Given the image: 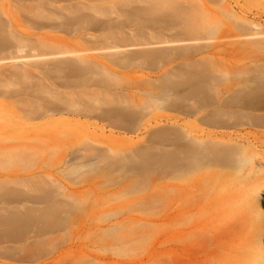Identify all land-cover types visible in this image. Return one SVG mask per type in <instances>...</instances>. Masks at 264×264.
I'll return each mask as SVG.
<instances>
[{
	"label": "rangeland",
	"instance_id": "374dc122",
	"mask_svg": "<svg viewBox=\"0 0 264 264\" xmlns=\"http://www.w3.org/2000/svg\"><path fill=\"white\" fill-rule=\"evenodd\" d=\"M165 5L175 6L197 20L208 19L211 6L209 0H0V23L5 38L0 57L9 58L10 55V59L0 62V116L20 123L5 126L0 122V140L35 144L33 152L32 149L24 150L25 154L19 151L22 160L23 154L29 153L24 162L18 157V151L10 152L14 153L10 155L11 163L8 156L0 157L8 160V163L0 160L3 162L0 179L15 173L55 175L65 186L64 195L81 201L80 211L68 215L65 223L57 228L58 232L55 231L57 234H52L56 236L53 242H49L52 236L45 239L29 233L23 236L25 242L28 240L26 243L16 245L21 250L0 253V264H49L54 263L52 260L58 255L66 260L54 264H87L85 259L91 256L108 258L111 264H175L176 249L186 245L191 246L193 255L203 246L209 254L208 264L246 262L243 251L250 234V217L243 196L246 178L232 183L224 172L221 174L216 169L214 180L197 183L194 177L190 183H180L168 173H156L141 191L126 194L121 188L131 178L118 179L121 173L116 174L119 177H112L114 181L97 171L90 174L91 171L81 170L83 172L78 174L64 175L69 174L72 160L80 154L79 147L87 144L84 137L88 133L98 135L94 148L103 151L108 136L130 139L135 141V146L146 147L152 145L149 138L152 130H178L184 132V139L177 141L171 137L158 147L173 150L177 144L187 145L192 138L211 139L214 136L257 152V160L264 159V129L246 126L231 130L210 129L200 121L187 120L163 110L151 112L140 122L141 130L130 135L122 131L120 134L119 130L98 120L100 108L133 111L120 101L131 94L130 86L144 82L156 84V78L164 71L180 68L190 59L217 52L215 57L223 64L248 62L250 55L232 52L236 45L225 48L220 45L245 39L181 41L186 38L180 33L183 23L165 18L162 15ZM257 5L256 9L245 10L264 13V0H259ZM213 6L211 9L217 14H221L220 6L240 12L236 0H216ZM256 16H260L258 19L264 24V15ZM216 45H220L221 50ZM199 47L202 49L198 50ZM185 50L190 53L182 56ZM156 52L163 54H157L156 59L148 58L149 55L156 57ZM32 55L34 57L23 59ZM95 73L110 74L126 83L127 89L118 88L110 93L112 96L109 94L111 97L108 95L113 104L95 101L94 105L98 106V111L92 114L95 117L70 114V110H65L66 102L73 100L82 109L86 97L80 95L84 91L100 93ZM132 93L138 94L137 90ZM36 99L39 103L35 115L28 116V105ZM189 184L195 185L192 189L195 197L193 195L191 201L185 193ZM198 188L202 191H197ZM25 207L36 209L30 204ZM0 208L12 211L17 205L1 203ZM19 210L17 213H23L24 209ZM261 212L264 213V209ZM122 219L128 221L124 222V238L110 246L99 242L102 229ZM184 233L187 237L179 241V234Z\"/></svg>",
	"mask_w": 264,
	"mask_h": 264
},
{
	"label": "bare ground",
	"instance_id": "6f19581e",
	"mask_svg": "<svg viewBox=\"0 0 264 264\" xmlns=\"http://www.w3.org/2000/svg\"><path fill=\"white\" fill-rule=\"evenodd\" d=\"M215 1L209 0L211 6L208 9V19L197 20L198 18L171 5L162 7V15L169 20H180L181 24L183 23L180 33L186 38L181 41H208L211 39L217 40V38L219 40L230 38L247 40L241 41L237 39L238 41H225L226 43L222 41L223 44L221 43L220 45L222 48L236 45L232 52L250 55L247 58L248 62L243 65L223 64L219 58L215 57L217 52H211L198 59H190L182 63V65L180 63V68L164 71L156 78V84L144 82L136 87L130 86L131 94L128 92L129 96L122 98L120 101L126 103L133 111L127 112L122 109H116V107L100 108L101 112L97 117L98 120L106 123L107 127L119 130V133L122 131V134L130 135L141 130L140 122L146 119L151 112L163 110L179 114L187 120L200 121L210 129L231 130L243 126L264 129V37L260 38V36L264 35V24L258 19L260 16L258 18L256 16L264 15V13L263 11L261 13H253L245 10L256 9L259 0H236L240 12L235 11L232 7L220 6L218 8L221 9V14H217L211 9V7L214 8ZM158 2H164V0H158ZM239 3L242 4L238 5ZM145 13L141 12V14ZM3 31L2 23H0V53L4 49L3 41L5 38L2 37ZM172 42L175 43L174 41ZM220 45H216V48H219ZM239 45H246V47L240 48ZM199 48L198 50L202 49L201 47ZM109 49L111 50L112 48ZM189 50H185V52L188 51L187 53L183 52L180 54L182 56L183 54L189 55ZM219 50L221 49L219 48ZM157 54L162 55L163 53L156 52V57H149V55L148 58L156 59ZM32 57L34 56H24L23 59ZM5 59H10V55L9 58L6 56L0 57V62ZM19 59L21 57H18ZM95 74L97 76L96 85L100 93L93 91L87 93V90L84 91L80 95V97L82 95H84L82 97H86V102L82 109L78 108L77 102L73 100L65 101V110H70V114L83 118L95 117L92 115L95 111H98V106L94 105L95 101L102 104H113L114 101L109 98L113 94L112 91L114 90L115 93L118 88L127 89L126 83H123L120 79L110 77V74ZM37 90L39 89L37 88ZM134 90H137L138 94L132 93ZM41 92L39 91V93ZM38 103L39 101L36 99L28 105V116L34 114ZM36 111L38 112L37 109ZM0 122L5 126L9 123H14L13 125L16 126L20 124L16 120L13 122L1 116ZM60 122L64 121L61 120ZM103 135L105 136V134ZM149 135H151L149 138L152 145L146 147L135 146V141L132 142L130 139L120 140L121 137L117 139L113 135L108 136L105 139L107 141L105 143L106 149L103 148L104 150L102 151L94 148L98 135L88 133L84 137L87 139V144L79 147L78 151L80 154L72 160L68 171L69 174L64 173V175L78 174L81 170L91 171V173L89 172L90 174L92 172L95 174L97 171L99 174L102 172L108 180L110 178L111 181H114L112 177L121 173V177L116 175L119 177L118 179L131 178L121 188L126 194L141 191L146 186L150 176L156 173L162 175L168 173L180 183L184 181L192 182L191 180L194 177H196L197 183L214 180L217 175L216 169L220 170L218 172L221 174L224 172V175L232 183L246 178L244 182L246 189L243 196L247 207L246 210L250 217V234L243 251V257L246 260L244 264H264V213L261 212V209L262 211L264 209V159L257 160V152L249 151L239 144H232L224 137L223 140L221 136L219 139L214 138V136V139H204L201 136L192 138L187 145L177 144L175 149L166 150L163 149L165 147L161 148V146H158L171 137H174V140L177 141L184 139L186 136L184 132L157 129L152 130ZM122 137L125 136L122 135ZM21 142L0 140V157H9L11 163L10 155L12 157L14 153L11 154L10 152L17 153V151L22 152L26 149H32L33 152L35 144ZM22 153L18 156L19 158ZM24 154L23 157L25 159L29 153H26V156ZM3 160L2 158L1 161ZM23 160L22 162L26 161ZM4 161L8 163V160ZM31 173L30 175L29 173H26L27 175H18L16 173L4 175L0 179V204L17 205V208L11 209L12 211L0 208V253L2 254L4 252H13L16 249L21 250L16 245H20L23 241L25 242L23 236L29 235V233L33 234L34 232L36 237H45V239L46 236H48V239L52 234L56 235L55 231L61 224L65 223L63 221L66 220L68 215L71 214L73 216L80 209L81 201L69 195L65 196L63 192L65 191V186L55 178V175ZM115 179L117 178L115 177ZM187 186L185 193L190 197L191 201L194 195L192 189L195 185L189 184ZM197 191L201 192L202 189L198 188ZM64 197L68 200H63L62 198ZM26 204L35 205L36 209L25 207ZM21 208L24 209L23 213H17L18 211L20 212L19 209ZM124 222L128 221L122 219L107 225L105 229L103 228L99 236V242L110 246L117 241H121L126 235ZM33 228L35 230L32 231ZM54 235L49 238V240H52L49 242L54 241L53 237H56ZM187 235V233L179 234L178 240L185 239ZM8 243L15 245L9 246L7 245ZM25 247L27 248L26 245ZM29 248L32 250L31 245ZM107 259L91 256L86 258L85 262L87 264H111ZM64 260H66V257L58 255L52 261L62 262ZM208 261L209 254L203 246H200V249L195 251L194 255L191 252L190 245L176 249L175 264H208Z\"/></svg>",
	"mask_w": 264,
	"mask_h": 264
}]
</instances>
